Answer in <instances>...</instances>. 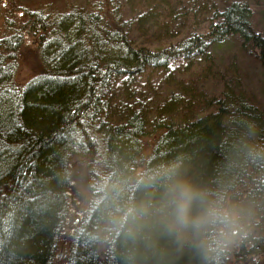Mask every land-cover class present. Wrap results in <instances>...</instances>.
<instances>
[{
    "label": "trees",
    "instance_id": "obj_1",
    "mask_svg": "<svg viewBox=\"0 0 264 264\" xmlns=\"http://www.w3.org/2000/svg\"><path fill=\"white\" fill-rule=\"evenodd\" d=\"M105 1L53 14L0 0V264L54 263L77 155L102 175L66 264H229L231 244L239 264H264V111L238 78L210 95L190 72L215 69L211 46L231 38L264 67L252 7L232 1L182 35L183 0H140L131 18ZM30 37L37 72L21 84Z\"/></svg>",
    "mask_w": 264,
    "mask_h": 264
},
{
    "label": "rangeland",
    "instance_id": "obj_2",
    "mask_svg": "<svg viewBox=\"0 0 264 264\" xmlns=\"http://www.w3.org/2000/svg\"><path fill=\"white\" fill-rule=\"evenodd\" d=\"M101 1V2H100ZM235 0H183L182 4L178 5V11L185 16H181L180 19H175L172 29L175 32L182 35L192 32H205L208 29L210 19L215 9L222 10L226 5ZM247 2L254 12V26L256 31L262 35L264 34V0H240ZM104 3L105 0H17V4L25 10H41L51 11L53 14L58 11H64L68 6L73 5H93L96 3ZM108 2V1H107ZM121 0H116L115 3H119ZM140 0H122L124 15L127 18H131L136 11L137 4ZM135 4V5H134ZM114 5V4H113ZM134 5V6H133ZM36 39L28 38L25 41V45L22 50V59L19 66V70H16L17 81L21 84H25L33 77L37 72L35 70L36 63L34 60V51L36 49ZM210 52L215 60V69H200V66L191 69V73H195V81L199 85L200 89L210 95H214L220 92L226 83L236 86L239 82L240 89L245 93L246 97L251 103L258 106L264 111V67L259 60V51L254 54L243 52L240 48V44L237 38H231L225 42L214 44L210 48ZM187 60H179L176 62L179 71L185 66ZM232 63H236L237 67ZM207 65L204 64V67ZM201 67V68H204ZM237 71V75L233 73V70ZM200 72L206 73L200 75ZM181 73V72H180ZM150 72H148L143 78H141L142 86L149 79ZM238 78V81L236 78ZM160 81L157 76L151 80L152 86L156 87V84ZM237 81V82H236ZM160 95L166 94L169 89H166L160 85L157 88ZM154 143L153 137H147V145L151 147ZM148 150L146 155L148 154ZM98 156H82L77 155L70 159V171H72V188L68 194L67 212L64 219V227L61 232V239L59 241V247L54 259L53 264H66L68 263V251L66 246L72 242L71 235L74 229H76L83 215L88 210L91 203L92 196L90 197L89 185L93 182V176L98 177L102 175V164L97 160ZM142 170V169H141ZM93 174V175H92ZM97 175V176H96ZM104 242L101 244V251L104 250ZM227 253V259L229 264H239L241 257L235 254V247L233 244L225 248ZM264 258V257H263ZM243 259V262L248 263Z\"/></svg>",
    "mask_w": 264,
    "mask_h": 264
},
{
    "label": "clouds",
    "instance_id": "obj_3",
    "mask_svg": "<svg viewBox=\"0 0 264 264\" xmlns=\"http://www.w3.org/2000/svg\"><path fill=\"white\" fill-rule=\"evenodd\" d=\"M183 202L179 205V212L181 215H183L187 210V204H188V192L186 190L182 191L180 193Z\"/></svg>",
    "mask_w": 264,
    "mask_h": 264
}]
</instances>
